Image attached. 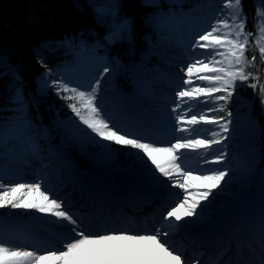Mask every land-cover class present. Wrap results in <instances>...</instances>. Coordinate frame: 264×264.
<instances>
[{"label":"snow or ice","instance_id":"6c2138e0","mask_svg":"<svg viewBox=\"0 0 264 264\" xmlns=\"http://www.w3.org/2000/svg\"><path fill=\"white\" fill-rule=\"evenodd\" d=\"M222 7L228 11L218 13L219 18L207 30L193 36L188 62L179 69L183 75L175 92L176 106L172 111L176 113V130L186 135L171 143L160 144L118 128L97 103L101 88L99 80L87 92L70 86L63 79L43 85L44 89H55L56 95L66 102L79 123L86 126L83 131L93 142L114 143L136 150L154 178L158 181L160 177L166 178V187L179 190L169 193L175 199L167 210L159 213V225L145 223L138 226L125 218L101 213L95 217L82 214L52 192L42 179L12 185L0 182V209L44 214L55 218L62 230L57 233L59 244L47 248L13 244L0 237V264H222L223 254L215 261L204 262L189 258L187 250L175 243L176 232L201 218L211 203L210 197L215 199L217 190H222L230 175V170L224 167L208 170L187 167L184 162L188 150L198 157H205L216 145L219 154L205 159L204 163L222 165L226 161L223 145L229 139L233 123V112L228 105L238 89L251 88L264 114V76L256 66V53L260 64L264 65V6L257 11L255 32L246 29L242 0H224ZM250 48L253 55L249 58ZM249 68L255 71H249ZM108 72L109 68L102 69L104 75ZM195 105L210 107L193 111ZM214 112L223 115L210 116ZM201 125L214 129L211 138L199 137L195 128ZM253 125L264 139V126L254 120ZM77 130H80L78 126ZM261 158L264 159V155ZM253 227L259 236L255 240L256 247L249 241L247 249L256 253L258 248L257 258L244 260V245L237 242L234 245L236 257L228 264H264V204ZM231 247L230 244L229 250Z\"/></svg>","mask_w":264,"mask_h":264},{"label":"rangeland","instance_id":"374dc122","mask_svg":"<svg viewBox=\"0 0 264 264\" xmlns=\"http://www.w3.org/2000/svg\"><path fill=\"white\" fill-rule=\"evenodd\" d=\"M224 11L228 10L224 9ZM109 12L111 10L108 8L102 9V13ZM127 24V21L122 22L120 28L110 34L107 40L114 42V38L121 35L123 31L121 28H128ZM210 26L204 30L199 29L197 32H192L191 37L184 44L181 43L179 36L172 35L170 32L161 33V29H158V39L156 35L154 42L147 44L146 48L147 55L155 54L163 59L158 64L160 68L158 71H161V74L153 79L157 84H152L150 89L140 86L139 84L142 83L138 78V76L140 77L139 70L144 69L147 65L145 64L147 55L144 57L141 54L125 53L124 59L113 57L109 60L107 56H100L93 53L92 50L87 51L86 49L78 52L74 63L58 68L59 76L53 75L52 79L48 75L38 78L37 90L40 94H46L52 87L44 89L45 82L51 83L53 80L63 79L70 86L87 92L99 80L101 88L97 103L108 119L118 128L123 131L128 130L127 121H133L138 125L135 117L143 115L144 121L149 124L152 132L146 131L143 127L130 130L137 136L160 144L171 143L175 138L186 135V133L176 130L177 126L174 123L176 113L172 111L176 106L175 92L180 84V76L183 75L179 69L188 62V50L193 36L207 30ZM105 67L109 68L107 75L102 73V69ZM157 77L163 82L160 80L155 82ZM184 107L187 108V105ZM194 107L193 111H200ZM51 108L54 111V113L52 111V123L60 138L65 141L63 144H71L77 153L75 155L61 153L51 144L47 135L38 140L35 139L34 134L28 135V125L19 130L2 133L0 134V145L6 147L11 143L10 145L15 148L12 150L14 154L11 158L5 160L6 168H2L3 170L0 172V182L12 185L17 182H33L42 179L52 192L70 203L74 209L86 215L90 211L81 207L86 202L85 190L98 183V179L92 180L94 174L99 177L105 172L118 173L126 179V183L129 185L141 183L147 190L146 194H150V197L155 199L164 195L159 192L160 190L167 192L168 197H170V192L179 191L166 187L168 183L166 178L160 177L159 181L154 178L136 150L130 149L125 152L121 146L99 141L98 137L96 140L99 142L95 143L83 131L86 126L79 123V119L70 109L65 112L57 105L51 106ZM232 120L233 123L230 125L232 131L229 134V139L223 145L227 159L222 165L204 163L205 159L219 154V146L216 145H213L214 151L205 157H198L194 151L188 150L189 155L184 162L187 167L192 169L208 170L215 167L229 169L230 175L226 178L228 182L223 186L227 187L233 183V188H242L239 196L229 195L228 192L219 193L217 190L218 195L215 199L212 200L210 197L211 203L205 208L201 218L195 223L188 224L199 231L198 233L202 232L203 235L208 234L215 226L221 225L222 220L226 219V216H230L229 210L237 202L243 201V197H248L250 200L254 196L261 195L264 198V189L260 192L254 190L257 181L264 186V159L261 158L264 155V147H262L263 142H258L259 130L254 127L250 114L239 121L233 118ZM151 124L155 126H151ZM77 126L80 130H77ZM195 130L199 137L211 138V132L214 129L201 125L197 126ZM87 131L90 132V130ZM238 137L241 138L240 142H238ZM16 143L20 144L16 145ZM41 146L44 150L41 149ZM82 163L87 164L88 168L84 167ZM156 175L159 176L158 173ZM165 198H161L162 202H165ZM253 204L255 205L252 207L245 205L244 213L258 210L260 215L264 200ZM158 225L159 220L156 226ZM60 231L62 230L55 223V218L35 211L0 209V237L10 243L47 248L50 245L59 244L57 233ZM184 242L185 239L179 229L175 234L176 246L179 247V244ZM184 246H188V243L185 242ZM185 249L187 250V248ZM186 255H188L187 251ZM223 255L228 260L233 258L230 254L229 256ZM192 257L205 262L206 255L202 258L201 255Z\"/></svg>","mask_w":264,"mask_h":264},{"label":"trees","instance_id":"16d2710c","mask_svg":"<svg viewBox=\"0 0 264 264\" xmlns=\"http://www.w3.org/2000/svg\"><path fill=\"white\" fill-rule=\"evenodd\" d=\"M259 1L242 0L248 31H256L257 11L264 6V0L262 3ZM223 2L0 0V134L28 125V135L34 134L38 139L48 135L52 143L62 144L77 153L71 144H63L65 141L60 138L52 123L51 106L57 105L66 112L69 109L66 102L56 95L53 88L46 94H40L37 90L38 78L45 75L51 79L53 75L59 76L57 69L74 62L75 53L82 48L107 56L109 60L115 56L124 59L125 53L146 56L147 44L153 43L156 35L158 39V29H161V33L170 32L179 36L184 44L192 32L206 28L219 18L218 13L224 11ZM105 8L111 12L102 13ZM124 21L128 23L127 31L125 27L121 28V35L116 36L114 42H109L107 36L120 28ZM252 55L253 49L250 48L249 58ZM256 55V66L264 76V65L260 64L259 54ZM162 60L155 54L147 55V65L139 70L145 86L153 84V78L160 74L158 64ZM249 71L255 69L249 68ZM208 107L210 105H195L194 108L206 110ZM228 108L236 121L252 113L254 119L264 126L259 99L251 88L238 89ZM218 115L223 113H210V116ZM10 144L6 147L0 145V172L6 168L5 160L14 154L12 150L15 147ZM122 150L128 152L130 149L122 147ZM82 165L88 168L87 164ZM232 188L233 183L227 187L222 186L220 192H233Z\"/></svg>","mask_w":264,"mask_h":264},{"label":"bare ground","instance_id":"6f19581e","mask_svg":"<svg viewBox=\"0 0 264 264\" xmlns=\"http://www.w3.org/2000/svg\"><path fill=\"white\" fill-rule=\"evenodd\" d=\"M74 61H75V59H74ZM66 64H69V63H66ZM53 111V110H52ZM53 113H54V111H53ZM53 118V117H52ZM97 177V174H94L93 175V177H92V180H94L95 178ZM113 186V185H112ZM94 188H96V186L94 185L93 186ZM113 188L116 190V192L117 193H119V194H121V195H124V192H125V190H128V189H132V188H123V187H114L113 186ZM137 195H141L140 193H138L136 190H134V189H132ZM249 198H246V199H244L245 201H247ZM262 200H264V198H263V196H261V195H259V196H254V197H252V199H250V200H248L247 202H245V204H244V206L246 205H248V206H254L255 204H253V203H260V202H262ZM241 217L239 216V215H237L236 213H234L233 214V217H232V219H233V221L234 222H237V221H239V219H240ZM220 238V235H217L216 236V240L217 239H219Z\"/></svg>","mask_w":264,"mask_h":264},{"label":"water","instance_id":"95a60500","mask_svg":"<svg viewBox=\"0 0 264 264\" xmlns=\"http://www.w3.org/2000/svg\"><path fill=\"white\" fill-rule=\"evenodd\" d=\"M58 149H59L60 151H62L65 155H74L72 152H70V151H68V150H66V149H64V148H62V147H59V146H58ZM256 188H257V189H259V188L261 189V186L258 185Z\"/></svg>","mask_w":264,"mask_h":264}]
</instances>
